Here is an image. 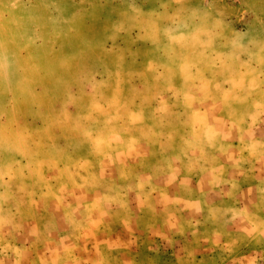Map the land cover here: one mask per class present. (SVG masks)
<instances>
[{
	"label": "rangeland",
	"instance_id": "rangeland-1",
	"mask_svg": "<svg viewBox=\"0 0 264 264\" xmlns=\"http://www.w3.org/2000/svg\"><path fill=\"white\" fill-rule=\"evenodd\" d=\"M0 264H264V0H0Z\"/></svg>",
	"mask_w": 264,
	"mask_h": 264
}]
</instances>
